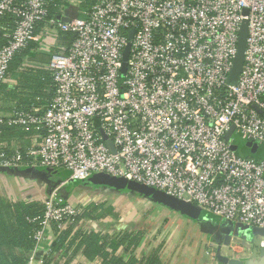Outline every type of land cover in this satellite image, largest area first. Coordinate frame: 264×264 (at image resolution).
<instances>
[{
    "label": "built area",
    "instance_id": "built-area-1",
    "mask_svg": "<svg viewBox=\"0 0 264 264\" xmlns=\"http://www.w3.org/2000/svg\"><path fill=\"white\" fill-rule=\"evenodd\" d=\"M48 7L49 0H0V19L16 17L0 47V85L12 57L31 41L74 34L50 55L46 105L0 116V123L42 130L36 146L1 147L0 167L68 171L75 180L121 177L264 228V158L231 148L235 132L264 147V0H62L63 16H48ZM243 22V62L232 82ZM40 201L27 264H36L47 230L66 228L84 205L63 201L56 189ZM85 224L99 230L93 219ZM256 242L209 239L203 259L243 263L264 250V237Z\"/></svg>",
    "mask_w": 264,
    "mask_h": 264
},
{
    "label": "crops",
    "instance_id": "crops-1",
    "mask_svg": "<svg viewBox=\"0 0 264 264\" xmlns=\"http://www.w3.org/2000/svg\"><path fill=\"white\" fill-rule=\"evenodd\" d=\"M57 11L58 12L56 15L63 16L65 13V9H61L60 6ZM58 32L60 31L45 34L41 41L37 42L35 46L30 48V51L23 56V59L21 60L18 66V70L21 71L26 69L37 73L42 71L43 77L44 72H48L49 75L50 68L48 66V62L50 55L56 49H58V47L62 45L66 46V42L60 40ZM37 77L41 79L43 78L41 77L40 73L37 75ZM49 85L46 89L47 93L50 92ZM17 87H19L17 76L12 75V73H7L5 80L0 86V116L3 118L7 117L11 113L13 108L21 106L22 101L20 102V99L17 96H24L26 94H29L27 90H18ZM36 102H38V100ZM46 103V101L45 103H33L32 106L43 107L44 105H46ZM41 140L42 130L38 126L30 130H24L20 126L15 125L11 126L10 129H4L0 132V148L2 147L4 150H7L9 152H12L16 149L26 150L32 146L38 145ZM54 189L57 190L58 195L63 199V201L67 203L75 204L76 202L83 200V207H85L91 202L98 201V199L96 198L90 199L88 197L91 193L96 191L104 193H108V191L111 190L115 191L117 196L112 197L114 201L115 199L117 201V198L122 196L125 198V200H130L128 196H130L132 200L135 198H143V196L135 195L130 192L100 187L98 185H95L90 178L85 180L71 179L70 173L68 171H53L40 167L25 166L0 167V197H3L7 200H21L27 202L33 200L40 201L45 196V194ZM144 199L148 204H150V206L152 205V207H159H157L156 209L152 208L154 209L153 216L158 215L159 213H163V216L161 218L155 216L152 220L153 222L149 224L151 228H149L147 231L148 235L143 240L141 245L138 246V248L136 249V253L138 255L137 257H145L149 254H154V252H156L154 250L156 246L159 245L156 243V241L163 240L165 238V234H163V237H160L159 235L157 238H154L152 233L154 231H157L154 229V227L159 225L161 220L164 218L166 219L164 227L168 228V226H170V229H172L170 230L171 235H169V237H166L165 239L168 242L165 241L162 246L160 245V249H158L155 253V255L159 257L160 262L158 264H205V259H203V254L201 251L204 242L203 244H201V246L199 244L196 246H192L190 238L185 235V231L188 228L201 222L195 221L175 211H172L162 205L150 201L145 197ZM116 201L115 203L112 202L111 205L114 204L117 207ZM157 210H161V212H157ZM115 215L116 216L107 215L105 218L100 219L99 222L95 220L98 225L99 223L104 225H102V227H100L99 230L96 231L112 235L113 233L115 234L120 231L122 232L125 229L134 230L140 226V222L137 223L136 221L138 219L136 218L132 219V217H130L131 221H129L130 219L127 217V219H129L127 221L125 213H123L122 211L120 213L117 212ZM221 220L222 222L220 221L214 226L211 225L213 229L209 233V239L212 241H222L224 235L229 232V230H231L229 229L230 225L228 221L225 219ZM132 222L135 223V225L130 227L132 225ZM224 223L225 226L223 227ZM232 224L234 225V227L236 226V224ZM237 227H235V229H237ZM243 231V233L247 235L248 240L253 242L257 241L258 237L251 235L250 231L246 229H244ZM59 232L60 231L55 228V225H52V227L47 230V239L43 242V244H41L38 251L34 255V262L36 264H41L43 256L49 254L51 241ZM67 246V242H64L62 243L61 249L58 253H52L51 258L53 259V263L57 261H63L66 258H70L71 261L69 264H99V261L97 259L88 260L81 254H72V251L67 250ZM116 250L120 256L121 252L123 251L122 247L117 246ZM122 256L126 258L127 254H123ZM260 256L261 255L259 254L255 256L252 260L244 261L243 264H253V262L259 261ZM250 261H252V263Z\"/></svg>",
    "mask_w": 264,
    "mask_h": 264
},
{
    "label": "trees",
    "instance_id": "trees-1",
    "mask_svg": "<svg viewBox=\"0 0 264 264\" xmlns=\"http://www.w3.org/2000/svg\"><path fill=\"white\" fill-rule=\"evenodd\" d=\"M89 1L91 0H88V2ZM61 4L62 0H49L48 16L56 15L58 12L57 9H59ZM15 19V15L11 13H7L0 19V47L7 41L4 32L13 29ZM58 33L60 40L66 42V45L70 43L74 35L73 33L61 31ZM36 44L37 42L31 41L26 48L18 51L9 63L7 73H12V75L17 76L19 86L17 89H24V91L27 90L29 92V94L24 96L21 94V96H17L20 102H22L21 106L16 108L28 109L33 103L48 102L53 93L51 73L48 75V72H44L43 77L42 71L37 73L26 69L21 71L18 70L23 56ZM39 73L41 77H43L42 79L37 77ZM48 85L50 90L49 93L46 92ZM37 100L38 102H36ZM11 126L15 125L0 123V132L4 129H10ZM263 152L264 147H261L253 156L255 158H264ZM104 194H106L104 200H98L97 202L87 204L73 221L68 223L66 228L62 229L55 236L51 241L49 254L43 256L41 264H69L71 261L70 258L55 263H53V259L51 258L52 253L54 254L60 251L61 245L64 242H67V250L72 251V254H81L88 260L97 259L99 264H158L160 262L159 257L155 255V253L160 249L161 243L156 246L154 250L156 252H154V254L138 258L136 253V249L148 235V229L151 228L149 224L153 222V218L151 219V217H153L154 210L151 209L152 214H150V216L145 215V213L142 214L141 211L143 207L136 206L132 199L124 200V198L121 202L117 203L120 204L121 208L119 206L116 207L114 204L111 205L113 200L112 197L116 195L115 191L111 190V192L108 191V193L106 192ZM133 194L138 195L136 193ZM107 196L112 198L111 203L109 199L107 200ZM43 208V204L40 201H11L0 197V264L28 263V257L33 247L32 236L39 227L38 222L32 219L40 216L43 212ZM144 210L148 212L147 209ZM121 211L123 213L127 212V214H125L126 219L127 217L130 219H127V221H131L130 217H132V219H138L136 222H140V226L134 230L125 229L122 232L120 231L109 235L89 229L85 224L87 218L99 222L100 219L105 218L107 215L116 216L115 214ZM157 216L161 218L163 213H159ZM165 220L166 219L163 218L161 223H165ZM131 224L130 227L135 225L133 222ZM102 225L103 224L99 223V228L102 227ZM117 246H121L123 249L120 256L116 250ZM123 254H127L126 258L122 256Z\"/></svg>",
    "mask_w": 264,
    "mask_h": 264
},
{
    "label": "water",
    "instance_id": "water-1",
    "mask_svg": "<svg viewBox=\"0 0 264 264\" xmlns=\"http://www.w3.org/2000/svg\"><path fill=\"white\" fill-rule=\"evenodd\" d=\"M62 20H66L65 17L62 18ZM244 23V22H243ZM242 23V24H243ZM242 24L239 30V37H238V46H237V53L235 55L234 58V63H233V67H232V71L230 74V78L229 80L232 82H235V79L237 78V75L241 69V65L243 62V52H244V48H245V39H244V47L242 49H240V43H241V33H242ZM239 55H242V61L240 64L239 69H237L235 67V62L236 59L238 58ZM125 62L123 63L122 69L121 71L124 72L125 71ZM233 128H231L225 135V138L228 139V137L231 135ZM245 146L249 149V152L251 154H255L257 152V144L256 143H251L249 141L245 142ZM231 148L233 150H237V145L236 144H232ZM92 182L95 185H98L100 187H106V188H110V189H114V190H118V191H125V192H130V193H136L140 196H143L147 199H149L150 201H153L159 205H162L172 211H175L181 215H184L190 219H193L195 221H207L210 218H212V214L209 213L208 211H205L203 209H201L200 207H198L197 205H195L194 203L190 202V201H186L177 197H174L172 195H169L161 190L155 189L153 187L132 181V180H128L125 178H121V177H115V176H111V175H107V174H95L93 175L91 178ZM229 223V232H227L222 241L218 242V243H223V244H227L231 238L232 235H239L241 237L247 238V235L244 234L243 230L246 229L248 231H250L251 235L255 236V237H264V228H258V227H248L246 225H242V224H236L235 227H237V229H235L234 225L232 224V222L228 221ZM260 259L259 261L253 262V264H264V250L261 249L260 251ZM219 260L221 262H225L227 259L225 257L222 256H218ZM249 261V260H248ZM252 263V261H250ZM229 264H243L240 261H229Z\"/></svg>",
    "mask_w": 264,
    "mask_h": 264
},
{
    "label": "rangeland",
    "instance_id": "rangeland-1",
    "mask_svg": "<svg viewBox=\"0 0 264 264\" xmlns=\"http://www.w3.org/2000/svg\"><path fill=\"white\" fill-rule=\"evenodd\" d=\"M51 33H53V32H51ZM246 34H247V26H246V22H244L243 24H242V33H241V43H240V49H242L243 47H244V39L246 38ZM241 61H242V55H239L238 56V58L236 59V62H235V67L237 68V69H239V67H240V64H241ZM233 144H237V153L238 154H240V155H246L247 154V152H248V149L246 148V146H245V140L242 138V137H240V135L239 134H237L236 132L233 134ZM263 156H264V152H263ZM111 192V191H110ZM105 195L106 194H104L103 192H98V191H96V192H93V193H91L88 197L91 199V198H96V199H98V200H104L105 198ZM111 195V194H110ZM112 196H113V194H112ZM117 195H115L114 197H116ZM124 197L122 196V197H119V198H117V203L118 202H121V200L123 199ZM128 198L129 199H131V197L130 196H128ZM109 199V201H110V203H111V197H109V196H107V200ZM116 200V199H115ZM119 200V201H118ZM124 200H125V198H124ZM139 200V201H138ZM113 203H115V201L113 200L112 201ZM133 202H134V204H136V206H141V207H143L144 209H147L148 210V212H145V210L142 208V214L143 213H145V215H149L150 216V214H152L151 213V209L152 208H154V209H156L157 207L156 206H153L152 207V205L150 206V204H148L147 202H146V200L145 199H143V198H135V199H133ZM117 206H119L120 208H121V206H120V204H117ZM150 207V208H149ZM159 208V207H158ZM153 209V210H154ZM146 210V211H147ZM150 212V213H149ZM157 212H161V210L160 211H158L157 210ZM125 214H127V212H125ZM126 216V215H125ZM153 216V215H152ZM155 216H157V215H155ZM155 216H153V217H151V219L152 218H154ZM125 218V217H124ZM222 219V218H221ZM220 219V217H217V216H212V218H210L209 220H207V221H200L201 223H199V224H195V225H193L192 227H190V228H188L186 231H185V235H187L188 236V238H190V240H191V244H192V246H196V245H200L201 246V244H203V242H204V244H203V246H202V252H203V250L205 249V243H206V241L210 238V231H212V226H214L216 223H219L220 221L222 222V220ZM228 221V220H227ZM225 223H227V222H225ZM225 223H224V225H223V227L225 226ZM153 225V224H152ZM212 225V226H211ZM165 227H164V223H161L160 222V224L159 225H157V226H155L154 227V229L155 230H157V231H154L153 233H152V235L154 236V238H157L159 235H160V237H163V234H165V238L163 239V240H157L156 241V243L157 244H160L161 243V246H162V244H164V242L165 241H167V240H165L166 239V237L168 238L169 237V235H171V229H170V226H168V228L166 227L165 229H164ZM174 228V227H173ZM168 229H169V231H168ZM156 235H157V237H156ZM205 235V236H204ZM161 239V238H160ZM207 239V240H206ZM206 240V241H205ZM168 242V241H167ZM175 242V241H174ZM257 243V242H256Z\"/></svg>",
    "mask_w": 264,
    "mask_h": 264
}]
</instances>
